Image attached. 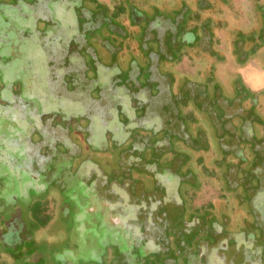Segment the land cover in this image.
<instances>
[{"label":"flooded vegetation","instance_id":"1","mask_svg":"<svg viewBox=\"0 0 264 264\" xmlns=\"http://www.w3.org/2000/svg\"><path fill=\"white\" fill-rule=\"evenodd\" d=\"M262 16L251 0H0V264H263L253 196L260 241L214 226L191 261L172 252L183 215L227 209L219 161L237 165L249 137L232 121L243 139L215 141L195 83L264 119V87L238 78L264 52L241 37Z\"/></svg>","mask_w":264,"mask_h":264},{"label":"rangeland","instance_id":"2","mask_svg":"<svg viewBox=\"0 0 264 264\" xmlns=\"http://www.w3.org/2000/svg\"><path fill=\"white\" fill-rule=\"evenodd\" d=\"M221 1L223 0H219V2ZM251 1L253 2L256 12L258 14H260V12L262 13L263 21L260 24V29L255 31V34L247 33L246 36L243 35L241 37L242 39L246 40L248 37L257 38V44L260 43V46H262L264 49V0ZM236 5L239 7L238 4ZM174 13L175 12L166 13L165 18L170 19V15H173ZM179 22V25H176L178 26V30L181 32L184 28V24L182 20ZM178 38L179 34H163L161 39L163 43L161 44L165 46L166 51L172 54L174 53V50L170 44V41L173 40L178 42ZM146 44V49L148 51H152L154 53L159 52L161 55L162 52L160 49L156 48L158 43L155 40L147 39ZM161 44H158V47ZM254 59L256 60L254 63L251 61H246L247 63L245 62L243 67L248 70L247 72L253 70L260 72L261 82L260 78L258 79L252 73L251 75L257 78L255 86L259 85L261 88L264 87V52L257 55V57ZM243 73H246V70H244ZM206 77L210 79L212 78V75L207 74ZM238 78L245 83L244 76H240L239 74ZM202 80L203 81L199 80L197 83H195L194 90L197 95L194 98V103L201 105L202 103L206 102L207 111L211 114L212 119H214V124L212 123L213 127L211 129L214 140L217 142L222 140L225 143H229V139L231 138L234 139L235 137H239L243 139L241 136V130L238 127L232 126V121H235L234 124L242 122L248 126L247 134H249V137L243 139L244 142L241 141L244 154L237 165L231 162V159H229L231 155L229 153H224L221 155L218 144L216 143L215 145V149L218 148L221 155L217 174L220 176V174L225 173L226 165L232 164L233 171L230 173L232 174L235 183L232 186H229L227 185V181L220 177V184L225 186L223 187L224 196L221 195V197L228 200L229 206L227 209L225 207L221 208L217 213L213 208L208 209L206 206H204L202 208L193 210L191 214L187 213L186 215H183V219H181L179 224V230H181V232L179 236H177L179 240L182 239V242H180L179 245L176 244L175 247H172L171 242V247L172 252H176L179 256L190 261L193 259V254L199 251L201 245H206V240L209 238V241H211L215 236V234L213 236V231H215L214 226H216V232H220L222 235H226V237L230 236V244H232L234 241H237L238 239L241 241L245 240L246 242L251 241L252 244H254L256 241H260L261 238H263V236L260 234L259 227L254 225L253 214L251 208L247 207V203H249V200L251 199L250 197L253 196L254 206L259 209H264V119L253 115L251 107H238L239 104L236 103V112H232L230 110L231 108L225 109V103H223V100L232 98L234 96L233 92L230 94L224 93L223 88L215 81L209 82L211 88L214 90L208 89V81L205 79V77H202ZM207 89L212 92L204 93L203 95H206L203 97L201 94ZM214 91L215 93L213 94ZM254 101L257 103V100L253 99V102ZM253 116L256 119V124L251 126L250 121L252 122L251 119ZM248 120L250 121L248 122ZM222 123L227 128L229 127V129L226 130L224 127L221 128ZM257 127L259 128L258 130H256ZM206 151V149L201 148L203 156H205ZM191 216L194 218L195 216L199 218L197 223L186 222ZM262 257L264 264V252L262 253Z\"/></svg>","mask_w":264,"mask_h":264},{"label":"crops","instance_id":"3","mask_svg":"<svg viewBox=\"0 0 264 264\" xmlns=\"http://www.w3.org/2000/svg\"><path fill=\"white\" fill-rule=\"evenodd\" d=\"M246 70V73H243V71ZM242 71V76H244V80H245V83L248 84L249 86L251 87H258L259 85L255 86L256 85V81H257V78L259 79L260 78V82H261V76H260V72L259 71H249L247 72L248 70L246 68H244ZM252 74H254L256 77H253ZM258 84V83H257Z\"/></svg>","mask_w":264,"mask_h":264}]
</instances>
